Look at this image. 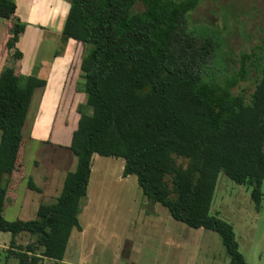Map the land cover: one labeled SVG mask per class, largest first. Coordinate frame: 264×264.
I'll return each instance as SVG.
<instances>
[{"label": "trees", "instance_id": "16d2710c", "mask_svg": "<svg viewBox=\"0 0 264 264\" xmlns=\"http://www.w3.org/2000/svg\"><path fill=\"white\" fill-rule=\"evenodd\" d=\"M203 1L71 0L60 39L89 45L80 63L86 101L77 107L69 144L77 162L56 201L41 203L33 219L7 220L4 207L9 178L24 156L35 91L47 80L18 74L15 63L1 70L0 234H12L19 264L64 259L72 230L80 227L78 208L96 153L124 159L123 175L137 176L149 202L189 226L218 232L230 263L250 264L233 225L210 208L221 172L250 188L257 210L262 205L264 68L250 99L233 91L261 58L242 51L239 67L230 70L233 52L192 19ZM16 10V0H0V17ZM22 30L16 23L7 41L15 60L23 58L16 45ZM20 233L36 239L17 244Z\"/></svg>", "mask_w": 264, "mask_h": 264}, {"label": "rangeland", "instance_id": "374dc122", "mask_svg": "<svg viewBox=\"0 0 264 264\" xmlns=\"http://www.w3.org/2000/svg\"><path fill=\"white\" fill-rule=\"evenodd\" d=\"M16 1L17 10L12 15V19L0 17V65H2V69L8 64H16L17 61L20 62L21 60H15L12 57L14 49H9L6 43L11 35L12 27L16 23H20L23 26L16 45L24 54V70L21 71V68H19L18 73L24 77L36 73L41 76H47L46 80L49 75L48 82L51 84L52 93H54L55 86H57L53 85L52 82L60 74L56 73L55 67L57 65L51 68L48 75L47 71L41 70L40 66L45 64L43 66L47 68L49 64L52 66L53 63H58L59 61H55V56H60L66 49H69L70 52L73 51L77 56L76 60L71 62L74 63L76 69L70 71L72 74L77 71L78 74H74V79H76L77 83L68 84L70 86L67 88L72 89L73 93L65 101L66 104L60 105L58 113L56 110H48L47 105L39 112V107L42 103L40 92L44 91V88H39L37 93L34 94L24 127V134L25 142L27 141L26 145L28 144L25 153V164L29 176L36 177V174L42 176L51 173L53 169L50 165V159L54 156L56 157L62 149H56V146L53 145L54 153L51 152V149L47 148L46 143L42 142L41 134L39 135L35 132L42 125L44 127L52 125V127L46 128V131H48L47 138L51 136V140L53 139L57 143L62 144V138L68 137L69 139L70 134L68 133L67 135L66 132H63L60 126L64 125V123H69L68 131L70 132L71 128H74L73 126L77 124L79 119L77 107L80 103H85L86 101V94L83 86H81L82 81H80L81 69L78 70L77 66L81 63L89 45L74 39H70L71 42L68 40V42L63 43L60 39L65 15L70 7L71 0ZM192 19L195 24L200 25L198 28L204 27L208 29L219 42L224 40L227 50L233 52L235 56L233 60L227 55V58L232 61L230 70L239 67L238 60L242 51L257 53L260 56L259 65L252 66L248 79L233 89L235 93L243 94L247 99H250L256 81L260 78L261 70L264 68V0H204L193 11ZM58 51L59 54L55 55ZM40 71H43V74H39ZM62 96L64 98L63 94ZM57 97L58 95H56ZM52 98H54V95H52ZM50 102L53 103L52 101ZM54 115L55 117H51ZM64 127H66V124ZM58 156L56 159H58ZM93 166V179L96 182H92L91 194L93 191L95 194H92L93 200L89 204V210L87 207V210H85L87 213L85 214L84 212L82 215L83 222L85 221V216L89 215L92 220L107 224L103 232L108 235L109 239L115 227L129 226L132 232V228L136 223H140V220L143 219L145 221V245L144 250H141V252L145 257V264H231L221 236L213 230L207 231L203 236L192 241V246L189 247L188 244L183 246L180 256L178 255V250L175 249L176 247L172 245L170 247L165 243L160 237L161 228L168 223L172 215L160 203H156L158 205L156 206L157 211L153 212L152 209L155 203L148 201L136 175L133 174L128 180L118 182L119 176L123 173L124 159L96 154ZM62 174L63 172L60 173V175ZM101 174H108L104 178L106 180L104 183H99L104 180ZM35 181L38 184L39 178L38 181L36 179ZM39 183L41 185L40 181ZM101 184L104 185L103 190L99 189ZM27 185L28 178L19 187V199L16 204L6 207L4 211L6 219H30L35 216L37 206L35 207L34 204L31 205L33 209L35 208L34 211L27 213L24 210V207H26V195L29 193L37 195L34 190H29ZM262 190V205L257 210L251 198L250 188L237 184L221 172L211 206L212 214L219 215L233 225L239 242V249L250 264H264V181ZM26 198L29 200V195ZM144 208L145 217H142L141 210ZM149 221L158 224L156 230L147 225ZM133 234L135 238H141L140 231ZM30 237L33 238L32 236ZM27 238L28 235L25 236L24 241ZM0 241V244H3L5 241L4 235L1 236ZM7 242L9 244V241ZM104 251H101L100 246L94 250L92 262L101 264V260L98 261V256L101 254L110 258L112 246H107ZM10 254H12L11 251L8 254L5 249L0 247V264H18V259L9 257ZM71 254L77 257L79 251L74 249L70 251Z\"/></svg>", "mask_w": 264, "mask_h": 264}, {"label": "crops", "instance_id": "0c3cea01", "mask_svg": "<svg viewBox=\"0 0 264 264\" xmlns=\"http://www.w3.org/2000/svg\"><path fill=\"white\" fill-rule=\"evenodd\" d=\"M58 54H59V51L55 55H58ZM23 58H24V54H23ZM23 58L20 60V62L17 61L15 64V69L17 73H18L19 68H21V71L24 70V63H23L24 59ZM55 58H56L55 59L56 62L59 61L58 63H53L52 66L51 64H49V67L47 68L46 66H43L45 64H42L40 66L41 70L47 71V75H48L51 68L57 65V67H55L56 73L57 74L60 73V74L52 82L53 85H57L55 86L56 89L54 90V93H52L50 89L51 84H49L48 82L49 75L47 79V86L39 87V88H44V91L40 92L41 93L40 99L42 103H41V106L39 107V112L43 110V108L47 105L46 107L49 108L48 110H51V111L56 110L58 113V111L60 110L59 109L60 105H63L65 101H67L68 98L70 97V94L73 93L72 89L67 88L70 86L68 84L73 85L77 83L76 79H74V74L75 75L78 74L77 71L74 72L73 74L70 72L71 70L76 69L74 63H71L72 60H76L77 58L76 53H74L73 51L70 52L69 49H66L63 54H60V56H55ZM79 65L77 66L78 70H80ZM0 68H1L0 70H2V65H0ZM42 72L40 71L39 74H43ZM32 75L37 76L42 79H45L47 77V76L45 77V76L38 75L36 73H33ZM39 88L36 89L35 94L37 93ZM60 93H61V96H60ZM62 94L64 95V98ZM52 95H54V98H52ZM56 95H58L57 98H56ZM48 96H50V98H48ZM50 101H52L53 103H51ZM63 115L65 114L63 113ZM51 117H55V115ZM65 124H66V127H64ZM64 125L60 126L61 130L63 132H66L67 135L69 133L70 134L69 137L71 138V134L73 130L75 129L76 124L75 126H73L74 128H71L70 132L68 131L69 130L68 128L70 126L69 123H64ZM47 127H52V125L51 126L49 125L46 127L42 125L35 133L39 135L41 134L42 137L40 138L43 139L42 142L44 144L46 143L47 148H50L51 152L54 153V148L52 147L53 145L56 146L55 147L56 149L58 148L62 149V151L58 154L59 156L56 155V157L58 156V159H56L55 156L52 159H50V165L53 170H51V173L46 174V175L39 176L36 174V177L29 176L27 167L25 164V153H26V148L28 144L25 145V147H23L22 149V153L24 156L22 157V159H20V157L18 158L16 168L9 178V190L7 192V199H6L4 211L7 206L10 207L16 204L17 200L19 199V187L26 178H28V182L31 180L40 190L31 189L29 185H27V188L31 191L34 190L37 195L35 194L32 195L30 193L27 194L29 195V200H27L26 198L27 195H26L25 197L26 207H24L25 212L29 213V212L34 211L35 208L34 209L32 208L31 206L32 204H34L35 207L37 206V209H38L41 203L55 202L57 197L61 193L66 172L75 169L77 160L74 154L72 153V151L69 149L70 138L69 139L68 137L64 138L63 137L64 135H63L62 144L57 143L53 139L52 141L50 139L51 138L50 135H49L50 137L47 138V133H48V131H46ZM96 154H94L92 158V165H91L92 171H91V176H90V180L88 184L87 194L81 199L80 205L78 208V219H79L80 227L79 228L75 227L72 230L64 259L54 260L51 258L44 257V259L39 264H98L97 262H92V259H93L92 255H93V251L96 250L99 246L101 247L102 252H105L104 250L105 248H107V246H112V254L110 255L111 256L110 258L103 254L98 256V261L101 260V264H145V257L142 255V252H141V250H144V245H145V221L143 219L140 220V223H136V225L132 228V232L129 226L115 227L109 239H108V235H105L103 232L104 228L107 227V224H101L98 221L96 222L92 220L89 217V215L85 216L84 222L82 220V217H83L82 215L84 214V212L85 214L87 213L85 210H87V207L89 210V204L93 200L92 194H95L94 191L91 194V185H92V182L94 183L96 182V180L93 179V173H94L93 161L95 160ZM123 169H124V166H123ZM61 172H63L62 175H60ZM107 175L108 174H101V177L104 179ZM130 176L131 175L124 176L122 173V175L119 176L118 182L128 180ZM34 178L37 181L39 178L41 185L39 181L37 184ZM104 182H106L105 179L99 183H104ZM99 186H100L99 189L101 190L104 189V185L101 184ZM156 206L158 205H156L155 203L154 208L152 209L153 212L157 211ZM37 209L35 212V216L33 218L36 217ZM141 211H142L141 212L142 217H145V208ZM210 212H212L211 208H210ZM33 218H30V219H33ZM147 225L150 228H154L155 230L158 227V224L152 221H149ZM161 229H162V233H160V237H162V240H164V242L167 243L170 247L171 245L176 247L175 249L178 250L179 256H180V252L183 249V246H187V244L189 247L192 246V241L196 240L197 238H200L207 231H210V229H206L204 227L195 228V227L189 226L186 223L175 219L174 217H170V219L168 220V223L164 224ZM139 231L141 232V238L137 239L134 237L135 235L133 233L139 232ZM2 235L5 236V241L3 242V244H0V247L5 249L8 252V254H9V251H16L17 248L13 247L11 244L12 234L9 232L8 233L2 232L0 234V239ZM27 235H28V238L26 241H24V238ZM30 236L32 235H30L29 233L18 234L16 236L17 244L25 245L29 242L35 241L36 239L35 236H32L33 238H31ZM7 241H9V244ZM74 249L79 251V255L77 257L74 254L70 255V251ZM9 257H15L18 259V257H16L14 254H10ZM18 264H19V259H18Z\"/></svg>", "mask_w": 264, "mask_h": 264}]
</instances>
